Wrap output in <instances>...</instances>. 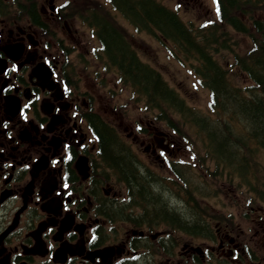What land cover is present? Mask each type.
Masks as SVG:
<instances>
[{
	"label": "flooded vegetation",
	"instance_id": "flooded-vegetation-1",
	"mask_svg": "<svg viewBox=\"0 0 264 264\" xmlns=\"http://www.w3.org/2000/svg\"><path fill=\"white\" fill-rule=\"evenodd\" d=\"M115 1L124 3L114 7L123 26L106 0H0V264H264V246L242 241L227 220L202 246L183 230L176 236L190 240L173 242L168 225L127 215L126 206L137 209V195L105 165V116L95 101L101 93L74 79L72 60L75 49L106 47L109 33L133 48L153 39L152 21L134 0ZM139 122L147 131L135 130L133 138L160 162L171 159L170 132L147 115ZM241 189V213L261 221L264 238V208H250L264 205V194L248 182ZM226 214L239 216L233 208Z\"/></svg>",
	"mask_w": 264,
	"mask_h": 264
},
{
	"label": "trees",
	"instance_id": "trees-1",
	"mask_svg": "<svg viewBox=\"0 0 264 264\" xmlns=\"http://www.w3.org/2000/svg\"><path fill=\"white\" fill-rule=\"evenodd\" d=\"M220 9V18L232 23L235 27L243 29L239 15L234 14L236 9L244 7L253 1L254 4L261 3V0H217ZM124 4L123 2H121ZM140 12L151 19L153 27L160 31L168 40L188 56L197 61L199 72L204 77L205 84L211 89V106L215 115L201 112L190 107L181 94L163 78L157 69L143 61L136 50L124 46L120 38L109 33L105 50L111 56H118L112 61V66L118 72L119 80L130 85L134 91L145 97L155 106L167 105L174 114L179 113L188 120L190 127H194L202 137L206 151L214 156L225 166H232L242 172V159L240 152L248 144L243 133L248 132L249 141H257L264 147V43L254 46L245 54L248 59V71L261 89L260 94L251 93L246 97L241 89L233 87L226 77V70L216 65L212 53H210V35L214 28L205 34V43H196L197 35H194L192 27L184 23L178 13L156 0H134ZM138 16L140 13L138 12ZM257 31H264V22L254 20ZM139 24V22H136ZM210 35V36H209ZM254 37V36H253ZM194 63V62H193ZM101 122V121H100ZM239 125L238 132L231 131L232 125ZM247 125V127H246ZM246 127V128H245ZM101 148L105 159L115 166L120 175L128 182L133 197L143 203L144 213L153 218L160 216L179 217V223L185 226L198 228L203 233L207 226L197 217L194 210L186 204V211L182 215L174 212L169 204V199L163 194L162 182L155 180L151 172L139 170V163L129 148L125 147L118 139L115 131L108 125L101 122ZM245 145V147H244ZM253 160L251 166H253ZM192 182L186 180L181 188L191 196L188 191ZM198 190L197 186H193ZM132 197V198H133ZM189 210V212H187ZM181 216V217H180Z\"/></svg>",
	"mask_w": 264,
	"mask_h": 264
},
{
	"label": "rangeland",
	"instance_id": "rangeland-1",
	"mask_svg": "<svg viewBox=\"0 0 264 264\" xmlns=\"http://www.w3.org/2000/svg\"><path fill=\"white\" fill-rule=\"evenodd\" d=\"M161 1L164 2L168 7L176 9L184 20L194 23L193 26L195 28L201 27V24H208L209 26L213 22L215 24L217 22L215 0ZM105 3L107 4L105 6L111 10L109 0H106ZM111 11L121 26L126 24L120 14H115L116 10L114 11L112 9ZM248 12L254 13L252 15L257 16L260 19H264V6L257 7L254 11H251L249 8ZM246 16H248V13ZM81 22H83L82 19ZM222 30H225L226 34L221 33ZM222 30L218 31L216 34L220 42H224L226 47L224 48L221 47L220 44H216L215 54L221 63L230 65L231 60H233V57L235 59L236 54H243L246 52V50L251 46V41L247 34L238 32L231 26H226ZM226 41L228 43H226ZM138 43L141 45L140 47H137L139 56L144 61L158 69L163 74L165 79L170 83V85L175 87L190 105L198 108L201 112L214 113L210 109V92L208 88L200 84L197 76L195 75V71L189 69L190 65L187 63V59L182 57L180 53L176 52L175 50L172 52V48L169 46V44L164 46L156 34H154L153 40L147 42L142 41ZM227 44H230L233 48L227 46ZM94 46L75 49L72 55V60L74 61L76 67V80H78L83 87L86 88V86H91L101 93V96L97 95L95 100L97 107L100 109L102 114L116 126L119 133L132 146L134 151L141 158L140 160L144 164L147 163L149 165L151 168L150 170L155 173L153 178L158 181L164 179L167 185L164 186L166 188L163 189V194L167 199H171V196L173 193H175V190L180 187L178 185L180 179L176 175L177 172H173L172 168H169L166 164H161V162L153 154H151L150 151L142 149L141 146H143V144L140 145V138H133L131 130L133 127H135L136 130L138 129V125H135V121H138L140 115V111L135 109L134 104L139 103H137V100L134 98L127 85L117 84L115 81L116 78L114 79L115 75L113 73L101 72V69L105 70L104 65L108 67L107 64H102L101 62L99 68L93 66V64L96 62L91 59V55L96 56L98 52L101 53L100 47L97 44L95 49L96 51L92 50V47ZM230 77L232 81L235 82V84L244 85L245 87L251 85V80L248 78L249 76L247 77L245 73L236 67L234 70H231ZM119 87L124 88L125 91L121 92ZM119 101H124L127 103L125 105H127L126 109H128V115L131 119V122L123 114V107L118 104ZM140 116L142 117L143 115ZM159 122L164 123V126L165 124L168 125L164 121L159 120ZM169 122L173 125H169L170 129H172L173 133L177 135V144L179 147L177 149V153L180 155L181 161L184 164H194L199 159H201V156L205 151V146L202 142L200 133L197 132L194 127H190L188 123H184L181 118L178 119L177 117H171ZM231 125V131L234 134L235 132H238L235 125ZM160 126L163 125L160 124ZM175 129H177V131ZM193 150L196 152L197 156L195 159L191 156L194 153ZM252 151L253 160L257 161L258 163L260 162L259 165L264 169V149L253 145ZM203 160L208 164L206 168H201L197 165H194L195 167L187 165V168L182 171L183 176L192 181H201L203 183V188H205L209 194L213 195L209 200V203H211V209L214 212L223 213L226 202H228V204L231 203L228 199L225 202L223 195L216 197L217 194L223 192L215 189V185L222 184L227 186L229 191H231L229 195H233L237 199L238 197H241L240 184L243 181L242 177L239 173H236L234 176L229 175L222 165L216 164L215 160L213 159L205 158ZM254 165L256 166V164ZM254 170L255 168L253 167L252 171L254 172ZM261 181L264 183V177H262ZM229 186H233V191L229 188ZM203 192H205V190ZM236 194L240 195L236 196ZM245 208V205L242 208V201H239L236 211L242 212V209ZM250 208L261 210L264 208V205L258 201H255L253 204H250ZM180 211L186 210L184 208H180ZM187 212H189V210H187ZM183 213L184 212H182L181 215ZM252 217L253 216H250L249 221H243L241 219L237 220L236 224L239 230L240 239L242 241H247L248 244L256 248L262 247L264 246V238L262 237V233L260 231L261 221H257L256 218ZM251 219H253V221H251ZM210 221L214 222L213 224L215 225L217 224L215 221ZM159 229L160 228H158V230ZM176 232L177 230H175L174 235L170 236V239H172L173 242H175L177 239L181 241L190 240L187 236L177 237ZM201 240L196 238L194 243H198ZM201 244L204 245L205 243L203 242Z\"/></svg>",
	"mask_w": 264,
	"mask_h": 264
}]
</instances>
